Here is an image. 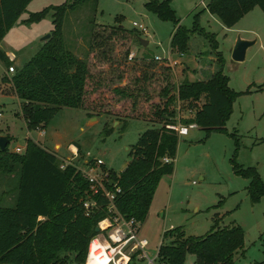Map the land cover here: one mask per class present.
<instances>
[{"label":"rangeland","instance_id":"rangeland-1","mask_svg":"<svg viewBox=\"0 0 264 264\" xmlns=\"http://www.w3.org/2000/svg\"><path fill=\"white\" fill-rule=\"evenodd\" d=\"M73 1H30L0 44L1 49L15 55L16 61L11 62L15 71L47 41L41 39L53 30L54 12L37 23L27 25L22 21L45 8ZM208 2L169 0L179 25L191 28L195 15H199V26L215 35L228 87L239 95L225 123V133H207L194 127L186 136L177 135L174 171L160 180L139 234L148 240L147 252L154 258L159 245L169 242L163 234L170 229L182 228L187 237H203L215 224L218 229L238 226L243 231V245L233 264H260L264 261V199L258 203L250 200L249 180L234 174L231 161L243 169L255 168L264 184V51L256 43L248 48L243 62L233 61L231 54L239 36L224 30L218 19L212 21L205 11ZM145 3L146 0H82L64 13V48L83 61L89 73L83 106L62 108L46 127L28 136L54 152L60 165L70 159L73 166L84 169L85 163L101 159L107 170L119 174L129 163V153L140 135L163 125L155 119L154 112L156 106H162L160 93L167 84L177 86L186 78L207 80L217 69L211 42L202 35L192 36L184 57L172 51L169 43L175 24L148 12ZM134 22L144 26L147 34L134 28ZM260 29L264 41V28ZM141 40L148 45L142 46ZM130 53L135 56L131 62L127 60ZM155 56H170V74L163 62L153 61ZM189 59L204 67H200V77L188 76L191 67L185 60ZM3 67L0 64V135L6 126L11 127L14 139L8 148L13 152L15 147L25 145L26 130L17 118L23 119L13 90L3 80V76L10 79L3 75ZM116 89H124L131 98L116 94ZM203 102L202 97L199 107ZM170 108L177 112L179 106L173 103ZM194 113L195 110L182 111L181 115L190 119ZM70 144L77 149L76 156ZM55 145L59 146L57 150ZM16 184L17 179L0 176L1 205L13 206ZM195 261L194 255L186 254L185 264Z\"/></svg>","mask_w":264,"mask_h":264},{"label":"trees","instance_id":"trees-1","mask_svg":"<svg viewBox=\"0 0 264 264\" xmlns=\"http://www.w3.org/2000/svg\"><path fill=\"white\" fill-rule=\"evenodd\" d=\"M30 1L0 0V43ZM80 2L82 0H74L70 5L48 7L22 21L27 25L37 23L54 12L50 38L10 80L3 78L11 83L21 101V114L29 132L42 130L62 108L81 109L83 106L88 69L83 61L65 50L61 33L64 13ZM255 6L264 13V0H209L206 10L224 27L232 28ZM144 7L160 20L175 24L169 46L179 55L188 52L193 35L210 40L217 69L207 80L186 78L177 86L167 84L160 93L162 106H156L154 112L155 119L163 124L161 128L149 129L140 135L122 172L116 174L103 167L109 173L111 184L108 187L116 185L121 190L114 202L117 211L140 224L149 211L160 180L174 171L178 136L167 126L194 124L207 133H225V123L239 95L228 87L229 80L223 74L224 59L216 52L215 36L199 26V15H195L193 26L186 28L179 25L169 0H146ZM153 61L163 62L165 70L171 73L165 60L153 58ZM0 62L6 69L12 66L1 50ZM115 92L131 98L124 89ZM202 97L204 102L199 107ZM173 103L181 106L179 111L170 110ZM193 110L195 113L190 119L182 117V111ZM7 138L5 151L0 150V176L17 179V184L13 206L0 204V264H84L88 243L96 234L94 228L106 215L105 199L94 197L97 207L86 216L82 203L88 193V183L75 166L60 168L54 152L30 139L26 140L22 154L14 153L8 148L11 138ZM163 158H168L170 163H163ZM231 164L236 176L249 180L250 200L258 203L264 199V184L256 169H243L234 160ZM163 237L169 242L158 249L159 264H185L186 254L195 256V264H233L235 254L243 245V231L238 226L218 229L215 224L203 237H187L182 228H173L164 232ZM262 252L264 255V242ZM131 264L139 263L133 257Z\"/></svg>","mask_w":264,"mask_h":264},{"label":"built area","instance_id":"built-area-1","mask_svg":"<svg viewBox=\"0 0 264 264\" xmlns=\"http://www.w3.org/2000/svg\"><path fill=\"white\" fill-rule=\"evenodd\" d=\"M132 25L134 28L137 27L142 33L147 34V30L144 26L138 25L135 22ZM180 56L182 57L183 55ZM134 57V53L128 54L129 60ZM8 59L12 62L14 61V56L10 54ZM154 59L171 62L170 56L166 58L155 56ZM171 66L172 65H170V68H172ZM14 72L13 66L6 69V75L9 78L13 76ZM178 106L180 108L179 104ZM194 127H196L194 124L186 126L180 123L167 126L168 129L175 131L178 136H186L189 129ZM24 150L25 147H15L13 152L22 154ZM74 156H76V153H74ZM162 162L168 164L170 160L168 158H163ZM66 165L73 164L69 161L63 163L60 168H64ZM76 169L81 172L83 178L88 183V193L82 203L85 215L89 216L91 211L97 207L93 199L94 197L100 196L106 201V215L98 222L96 226L98 227V232L88 243L85 264L89 261L94 264H131V259L133 257L139 264H159L157 258L158 254L152 258L147 252L149 242L139 234L140 223L134 218L124 217L117 211L114 202L121 190L116 185L108 187L111 182L108 171L103 170V161L101 159H94L92 165L87 162L84 169Z\"/></svg>","mask_w":264,"mask_h":264},{"label":"crops","instance_id":"crops-1","mask_svg":"<svg viewBox=\"0 0 264 264\" xmlns=\"http://www.w3.org/2000/svg\"><path fill=\"white\" fill-rule=\"evenodd\" d=\"M205 11L209 14V12L206 10L205 8ZM209 17L212 19L216 18L215 16L209 14ZM256 23L258 25H256ZM223 26V25H222ZM264 28V13L263 11L261 10V8L259 6H255L252 8L251 11H249L246 15H244V17H242L240 19V21L238 23H236L232 28H226L223 26V29L228 31V32H233V33H236L238 34L239 38L243 39V40H250V41H255L254 45L257 43L259 44V46L263 49L264 51V41L262 39V35H261V31L263 29H260V28ZM51 32V31H50ZM49 32V34H50ZM215 36V35H214ZM192 38V37H191ZM190 38V39H191ZM1 44V43H0ZM189 44V43H188ZM0 50L5 53V55L8 57L10 54H12L14 56V61H12L13 63L16 61V58H15V55L11 52V51H5L3 49H1L0 47ZM246 54H247V51H246ZM186 55V54H185ZM185 55H183L182 57H184ZM195 58V57H194ZM196 59V58H195ZM195 59H189V60H185L186 63H189V66L191 67L190 68V74L188 76H191L193 75V77H196V76H199L202 74L200 73V69H204V67H201L200 65H196L195 63ZM182 60V59H181ZM197 60V59H196ZM181 62V61H180ZM178 63V62H177ZM0 64H2L0 62ZM2 66H4L2 64ZM201 67V68H200ZM196 71L197 74H196ZM214 71H212L213 73ZM211 73V74H212ZM6 75V67L4 66L3 67V75ZM7 76V75H6ZM8 77V76H7ZM3 78H5V76H3ZM9 78V77H8ZM10 80V79H9ZM9 83V82H8ZM9 87L13 90L12 88V85L11 83H9ZM14 97L16 98L17 102H18V106H19V109H20V105H21V101L16 97L15 93H14V90H13V93ZM19 112V110H18ZM17 112V114H18ZM99 116H102L101 114H99ZM19 118L20 121H22V124H23V127L25 128L26 130V136L24 137V140L26 141L28 139V136L31 135L32 132L34 131H31L29 132L26 128V124L24 122V120L21 118V116L17 117ZM3 132V131H2ZM42 134V133H41ZM0 136H6V137H10L11 140L14 139V135L12 134V131H11V127L10 126H6V128L4 129V132L2 135ZM34 143L38 144L39 143L37 141H35L32 137L30 138ZM25 141H24V144H25ZM11 142V141H10ZM17 147H25L24 146H17ZM59 148L58 145H55V150H57ZM69 149L71 151V153L73 154L74 156V153H76L77 155V149L72 145L70 144L69 145ZM76 159V158H75ZM70 161V159H69ZM72 161V160H71ZM175 162V161H174ZM86 165V163H85ZM103 166L105 167L104 163H103ZM161 246V245H160ZM159 246V247H160Z\"/></svg>","mask_w":264,"mask_h":264},{"label":"water","instance_id":"water-1","mask_svg":"<svg viewBox=\"0 0 264 264\" xmlns=\"http://www.w3.org/2000/svg\"><path fill=\"white\" fill-rule=\"evenodd\" d=\"M49 37H50V34H47L41 40L43 41L48 40ZM254 43H255L254 40L250 41V40H243L241 38H238L232 50V54H231L232 60L235 62H243L245 60L246 51L248 50V48L253 46ZM141 44L142 46L145 47L148 45V42L141 40ZM7 144H8V138L6 136H0V150L1 151H5ZM94 232L95 233L98 232V227L94 228Z\"/></svg>","mask_w":264,"mask_h":264},{"label":"bare ground","instance_id":"bare-ground-1","mask_svg":"<svg viewBox=\"0 0 264 264\" xmlns=\"http://www.w3.org/2000/svg\"><path fill=\"white\" fill-rule=\"evenodd\" d=\"M87 264H94V263H92V262L89 261Z\"/></svg>","mask_w":264,"mask_h":264}]
</instances>
